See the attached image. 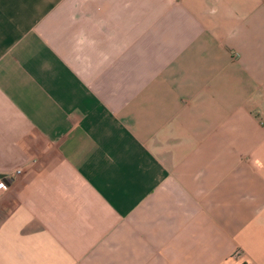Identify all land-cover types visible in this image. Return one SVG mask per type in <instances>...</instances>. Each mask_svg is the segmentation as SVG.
<instances>
[{
  "label": "crops",
  "instance_id": "0c3cea01",
  "mask_svg": "<svg viewBox=\"0 0 264 264\" xmlns=\"http://www.w3.org/2000/svg\"><path fill=\"white\" fill-rule=\"evenodd\" d=\"M0 264H264V0H0Z\"/></svg>",
  "mask_w": 264,
  "mask_h": 264
},
{
  "label": "built area",
  "instance_id": "2783aa9c",
  "mask_svg": "<svg viewBox=\"0 0 264 264\" xmlns=\"http://www.w3.org/2000/svg\"><path fill=\"white\" fill-rule=\"evenodd\" d=\"M21 170L17 169L12 173L0 174V192H5L9 189L10 183L16 179V177L21 174Z\"/></svg>",
  "mask_w": 264,
  "mask_h": 264
}]
</instances>
